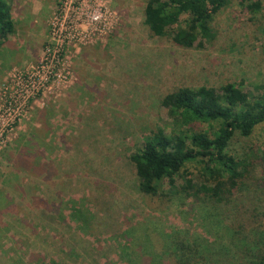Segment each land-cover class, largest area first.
<instances>
[{
  "label": "rangeland",
  "instance_id": "374dc122",
  "mask_svg": "<svg viewBox=\"0 0 264 264\" xmlns=\"http://www.w3.org/2000/svg\"><path fill=\"white\" fill-rule=\"evenodd\" d=\"M148 1H8L0 264H240L249 256L240 240L264 248V125L231 141L228 154L247 161L249 174L228 204L185 193L186 182L202 190L199 161L155 198L141 193L130 161L150 135L187 130L162 106L167 95L227 84L261 94L264 2L254 11L228 0L213 18V39L185 49L170 31L151 34ZM22 76L45 87L20 96Z\"/></svg>",
  "mask_w": 264,
  "mask_h": 264
},
{
  "label": "trees",
  "instance_id": "16d2710c",
  "mask_svg": "<svg viewBox=\"0 0 264 264\" xmlns=\"http://www.w3.org/2000/svg\"><path fill=\"white\" fill-rule=\"evenodd\" d=\"M9 0H0V33L12 28ZM250 10H259L264 0H238ZM228 0H149L144 11V23L154 37L162 38L170 31L178 47L189 49L199 39L211 41L213 18ZM186 20L182 22V18ZM185 24L184 28L181 26ZM177 125L186 128L176 136L163 133L150 135L144 149L130 156L139 179V190L150 197L162 194L164 182L173 188L172 179L192 162L204 165L202 190L191 182L184 189L188 197L200 195L214 204H228L241 193L248 179V163L228 154L235 135L249 138L264 125V85L258 96L249 97L233 84L217 91L212 88L179 89L162 100ZM200 124L209 128L194 132L190 126ZM175 189V188H173ZM264 216V213L262 214ZM262 236V235H261ZM249 256L240 264H264V248L250 247L247 238L240 240Z\"/></svg>",
  "mask_w": 264,
  "mask_h": 264
},
{
  "label": "built area",
  "instance_id": "2783aa9c",
  "mask_svg": "<svg viewBox=\"0 0 264 264\" xmlns=\"http://www.w3.org/2000/svg\"><path fill=\"white\" fill-rule=\"evenodd\" d=\"M40 79V80H39ZM18 80L21 81L22 84V88H23V92L24 94L20 93V96L29 94V92L34 91L35 89H38L39 87H45V83L46 80L42 79V78H37L35 76H22L21 78H19ZM37 86V88H36ZM40 89H38L39 91ZM8 116H11V113L8 111Z\"/></svg>",
  "mask_w": 264,
  "mask_h": 264
}]
</instances>
